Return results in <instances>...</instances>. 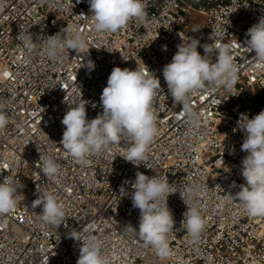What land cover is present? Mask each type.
Here are the masks:
<instances>
[{"label": "built area", "instance_id": "2783aa9c", "mask_svg": "<svg viewBox=\"0 0 264 264\" xmlns=\"http://www.w3.org/2000/svg\"><path fill=\"white\" fill-rule=\"evenodd\" d=\"M0 3V102H6L9 117L0 131V182L17 177L25 197L0 216V264H76L81 242L68 238L72 229H87L85 234L102 238L110 264H264V217L248 216L232 196L245 183L241 162L246 155L241 150L244 134L233 129L242 113L252 118L264 110L253 99L264 90V66L244 48L250 39L247 30L264 16V0H147L145 23L132 21L109 34L92 30L94 21L85 17L91 15L88 0ZM190 11L205 16L195 32L186 25ZM66 26L87 38L83 53L64 49L62 58L52 61L41 54L39 44L29 53L17 40L21 30L38 42ZM211 34L213 41L232 46L238 79L231 95L223 88L192 94V106L200 115L199 127H193L172 101L162 69L182 40L188 43L195 37L201 45L211 44ZM197 50L204 55L203 47ZM89 60L94 70L86 67ZM144 64L161 82L154 102L158 133L148 149L147 167L125 161L120 147L91 157L86 168L77 165L60 144L69 105L80 103L82 93L89 101L87 118H96L103 111L100 96L112 69L138 66L147 71ZM233 102L238 105L229 109ZM40 154L52 155L61 166L58 182L38 174ZM137 171L149 177L167 175L178 191L167 201L175 221L170 237L175 255L170 259H160L124 229L129 224L139 228V209L132 206L133 189L127 183ZM192 183L202 187L194 202L206 221L198 244L181 228L192 202L185 205L179 191ZM121 187L128 195H121ZM37 189L64 203L66 217L60 227L38 219L42 209L32 208Z\"/></svg>", "mask_w": 264, "mask_h": 264}, {"label": "clouds", "instance_id": "9594fccd", "mask_svg": "<svg viewBox=\"0 0 264 264\" xmlns=\"http://www.w3.org/2000/svg\"><path fill=\"white\" fill-rule=\"evenodd\" d=\"M88 4L91 15L78 16L91 17L94 21L92 30L97 34L117 33L132 21L145 23L148 18L147 0H88ZM3 7L0 3V9ZM215 31L213 29L212 32ZM246 36L250 39L245 41L247 47L244 48L254 53L259 65L264 66V16L247 30ZM209 38L213 41L212 34ZM17 40L29 53L39 44L41 54L52 61L61 59L64 49L78 54L88 47L85 35L68 26L55 35L39 37L38 42H34L32 33L21 30ZM198 47H203L204 55L198 52ZM177 49L171 62L162 69L163 78L172 101L181 106L189 125L199 127L200 115L192 106L191 96L200 90L219 88L231 95L238 79L232 46L218 41L201 45L199 39L191 37L188 43L182 40ZM163 50H167V45L163 46ZM94 66L91 60L86 65L89 70H94ZM146 69L138 66L134 70L114 67L100 96L103 111L96 118H87L86 105L89 101L82 98L81 90V102L69 105L61 121L64 131L60 144L77 165L86 168L91 163V157L120 147L122 152L119 156L125 161L137 167H147L144 162L149 158L148 149L158 133L154 102L161 82L147 66ZM92 106L96 107L95 104ZM6 107V102H0V131L9 124ZM237 130L244 134L241 150L246 155L241 162V174L245 183L239 185L240 191L231 195L248 216L264 217V110L252 118L242 113L237 127L233 129L234 132ZM37 164L39 175L43 173V176L58 182V177L62 175L61 166L52 155L40 154ZM127 183L133 189L130 194L132 206L139 209L140 215L138 231L130 224L124 229L142 240L145 246H150L160 259H170L175 255L170 246L175 221L167 201L178 191L167 175L149 177L137 171L135 180ZM232 186H236L235 182ZM23 187L17 177H5L0 182V216L18 206L24 197L20 191ZM120 192L122 196L128 195L124 187ZM37 193L32 208L42 209L37 214L38 219L54 227L63 225L66 217L64 203L51 192L37 189ZM179 193L184 203L186 200L192 202L183 215L181 228L191 243L198 244L206 229V221L194 201L202 194V187L192 183ZM87 231L72 229L68 233V238L81 242L76 264H110L102 251L104 240L97 235L85 234Z\"/></svg>", "mask_w": 264, "mask_h": 264}, {"label": "rangeland", "instance_id": "374dc122", "mask_svg": "<svg viewBox=\"0 0 264 264\" xmlns=\"http://www.w3.org/2000/svg\"><path fill=\"white\" fill-rule=\"evenodd\" d=\"M205 22V16L196 11H190L186 15V25L187 27L194 32L193 30H198V28ZM253 99L257 100L260 103L264 102V93L253 94ZM238 105V102H233L229 105V109L235 108Z\"/></svg>", "mask_w": 264, "mask_h": 264}, {"label": "crops", "instance_id": "0c3cea01", "mask_svg": "<svg viewBox=\"0 0 264 264\" xmlns=\"http://www.w3.org/2000/svg\"><path fill=\"white\" fill-rule=\"evenodd\" d=\"M260 93H264V90L261 91V92H259L258 94H260ZM254 102H255V104H256L257 106L262 107V108L264 109V102H263V103H260V102H258V101L255 100V99H254Z\"/></svg>", "mask_w": 264, "mask_h": 264}]
</instances>
